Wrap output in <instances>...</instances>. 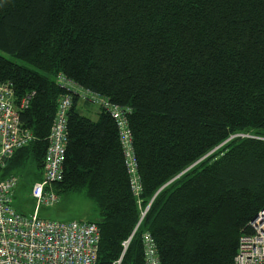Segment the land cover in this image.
<instances>
[{
    "label": "trees",
    "instance_id": "1",
    "mask_svg": "<svg viewBox=\"0 0 264 264\" xmlns=\"http://www.w3.org/2000/svg\"><path fill=\"white\" fill-rule=\"evenodd\" d=\"M0 86L15 104L30 97L19 120L33 136L0 181L28 157L42 179L71 99L50 190L85 189L96 204V264H114L129 239L121 264H144L145 235L159 264H234L264 208V0H0Z\"/></svg>",
    "mask_w": 264,
    "mask_h": 264
},
{
    "label": "built area",
    "instance_id": "2",
    "mask_svg": "<svg viewBox=\"0 0 264 264\" xmlns=\"http://www.w3.org/2000/svg\"><path fill=\"white\" fill-rule=\"evenodd\" d=\"M12 90L0 86V169L5 167L15 152L33 141L30 131L24 129L19 113L27 108L28 96L15 104ZM94 103L106 107L97 95H90ZM71 99L59 102L56 120L48 136L42 169V179L32 186L30 196L36 201L30 216H22L12 207L13 193L19 179L8 176L0 181V264H96L98 259L99 229L90 222H67L39 218L41 207L54 206L58 196L50 188L62 181V165L66 147V113ZM107 108V107H106ZM110 111V110H109ZM122 135L126 166L134 179L131 182L135 195L139 194L135 178V160L129 148V136L124 130L125 120L122 110H112ZM128 148V149H127ZM250 232L239 237L234 264H264V208L249 223ZM144 264H158L153 241L147 235L142 238ZM130 240L125 241L119 259L121 264Z\"/></svg>",
    "mask_w": 264,
    "mask_h": 264
},
{
    "label": "rangeland",
    "instance_id": "3",
    "mask_svg": "<svg viewBox=\"0 0 264 264\" xmlns=\"http://www.w3.org/2000/svg\"><path fill=\"white\" fill-rule=\"evenodd\" d=\"M95 119L92 118V120ZM26 160L22 166L10 174L19 179V183L13 193L12 207L16 213L25 217L32 215L35 210L36 201L31 198L30 192L32 186L41 181V174L33 158L28 157ZM132 182H134L133 178ZM56 195L58 196V202L54 206L41 207L38 212L39 218L61 223L73 221L89 222L98 219L97 206L87 197L85 189L56 192ZM155 197L156 195H154L144 209H140L139 222L144 218Z\"/></svg>",
    "mask_w": 264,
    "mask_h": 264
},
{
    "label": "bare ground",
    "instance_id": "4",
    "mask_svg": "<svg viewBox=\"0 0 264 264\" xmlns=\"http://www.w3.org/2000/svg\"><path fill=\"white\" fill-rule=\"evenodd\" d=\"M254 219V218H253ZM130 240V239H129Z\"/></svg>",
    "mask_w": 264,
    "mask_h": 264
}]
</instances>
